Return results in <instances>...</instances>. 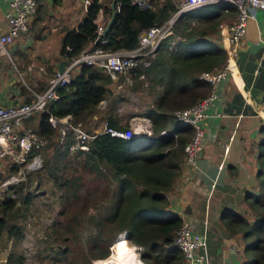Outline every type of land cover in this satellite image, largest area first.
<instances>
[{"label": "trees", "instance_id": "1", "mask_svg": "<svg viewBox=\"0 0 264 264\" xmlns=\"http://www.w3.org/2000/svg\"><path fill=\"white\" fill-rule=\"evenodd\" d=\"M110 1L89 0L77 25L65 30L60 38V59L65 60L81 50L92 48L98 14L109 18ZM113 1L118 8L109 32L104 35L105 44L101 47L106 51L136 48L141 31L160 25L175 10L171 0H149L150 8L143 9L131 5L129 0ZM235 14L232 4L222 2L197 7L178 16L170 34L156 47L150 64L135 69L132 84L147 82L150 88L156 89L151 105L137 114L149 119L153 137L123 140L102 133L93 139L87 151L67 152V140H58L56 130L46 122L48 115H69L72 124L83 127L96 118L94 126L105 122L113 129L124 128L119 124L115 107L119 97L113 95L110 88L115 84L95 66H81L71 75L69 83L58 90V99L50 102L45 112L23 121L22 129L32 130L44 140V145L38 150L41 168L32 174L36 181H31L28 175L26 181L8 187L0 195V239L5 234L11 241L5 264H23L24 256L17 249L23 231L17 223L24 220L29 208L44 197V194L37 193L36 187H45L52 195L57 193L56 204L60 207L57 213L60 221L54 220L56 225L46 236H51L50 245L42 241L45 244L40 251L50 254L54 264L64 262L61 258L65 252L75 256L68 264H82L76 260L77 254H82L77 247L78 213L70 212V209L71 200L78 201L79 187L87 178L103 185L99 194L101 205L84 224L92 226L97 235L90 246L91 257L105 259L107 247L112 245L116 235L123 233L124 237L119 235V239L125 238L140 249L138 257L143 264L184 262L173 243L181 219L167 210L166 193L179 176L182 149L192 129L176 120L172 113L192 105L208 93L209 83L200 76L223 65L218 24L225 17L231 21ZM22 56L24 64L30 61L26 55ZM49 69L52 73V68ZM22 95H25V101L31 99L26 91ZM101 101L105 102L103 109L98 108ZM262 130L255 173L259 190L243 197L252 220L230 211H223L219 216L223 228L244 241L241 253L244 264H264V127ZM159 131H164L165 135L159 136ZM33 153L30 152L28 157ZM15 170L11 166L5 176ZM31 182H35V188L29 191ZM65 242H68V247L60 246ZM100 260H95L94 264Z\"/></svg>", "mask_w": 264, "mask_h": 264}, {"label": "built area", "instance_id": "2", "mask_svg": "<svg viewBox=\"0 0 264 264\" xmlns=\"http://www.w3.org/2000/svg\"><path fill=\"white\" fill-rule=\"evenodd\" d=\"M36 1L6 0L3 14L6 30L0 29V80H4L7 75L14 71L20 78L24 90L31 96L29 101H25V95H23L10 105H0V159L7 162L8 170L11 166L16 168L14 173L5 176L0 182V195L8 187L25 181L28 175H32L41 168V157L38 150L44 145V140L29 128L22 129V123L36 113L45 112L47 105L58 99V90L69 83L71 75L78 71L81 66L100 68L115 84V88H122L121 83L131 85L135 69L138 67L145 68L150 64L156 47L170 34L172 24L178 16L197 7L227 2L234 6L236 14L231 22L220 21L218 24V42L224 53V63L211 73H203L200 76L209 83V91L203 98L172 113L176 120L188 124L192 129V134L182 149L179 175L187 177L194 173L197 169L196 160L204 137L202 122L206 117L205 111L216 98L218 83L226 76L231 75L234 57L241 39L247 30L252 28L255 41H262L264 45V41L260 39L258 34L255 20V12L264 11V0H171L175 10L170 17L158 26L141 31L137 36V47L129 51H106L101 47L105 44V38L102 35L105 22L101 23L97 17L96 39L92 48L81 50L76 55L65 59V65L60 73L56 71L57 66L53 67L43 89L33 91L26 86L21 73L17 70L9 54V46L16 38L27 33L28 24L35 12ZM129 2L140 9L150 8L149 0H129ZM88 4V0H83V6ZM117 8V5L114 6L115 12ZM66 50L69 49L66 48ZM34 69H36L35 65L29 63L25 66L23 73L32 74ZM37 72H43L41 65L37 67ZM103 104L104 101H101L98 108ZM46 122L56 130L60 142L67 140L66 147L69 154L87 151L93 139L102 133L123 140L154 136L151 123L145 117L131 118L129 127L126 126L123 129L110 128L105 122H102L101 128L97 130L91 129V123L83 127L80 124H72L69 115L63 117L48 115ZM158 135H165V132L159 131ZM32 151L34 153L28 157ZM34 184L33 186H35ZM173 243L181 252L185 264H208L202 239L191 233L188 225L182 220L175 232Z\"/></svg>", "mask_w": 264, "mask_h": 264}, {"label": "crops", "instance_id": "3", "mask_svg": "<svg viewBox=\"0 0 264 264\" xmlns=\"http://www.w3.org/2000/svg\"><path fill=\"white\" fill-rule=\"evenodd\" d=\"M80 2L37 0L27 33L15 39L17 47L10 45L18 53V60H23L22 55L29 57L37 48L46 62L56 67L62 60L58 55L60 38L65 30L77 25L76 4ZM5 6L6 0H0L2 31L6 30ZM98 17L100 21L101 14ZM255 20L264 41V11H256ZM253 36L249 28L236 51L231 75L218 83L216 98L205 111L196 171L187 177L179 175L166 193L167 210L178 215L191 233L202 239L208 264H244L241 255L244 241L226 231L219 216L230 211L252 220L243 197L259 190L255 173L258 141L264 127V45ZM30 62L36 64L30 58L25 66ZM4 90L0 105H10L23 97L17 88Z\"/></svg>", "mask_w": 264, "mask_h": 264}, {"label": "rangeland", "instance_id": "4", "mask_svg": "<svg viewBox=\"0 0 264 264\" xmlns=\"http://www.w3.org/2000/svg\"><path fill=\"white\" fill-rule=\"evenodd\" d=\"M89 1V0H88ZM79 7V14L77 16V22L81 19V17L84 14V9L86 6H83V0H81L80 3L76 4V8ZM108 19V18H107ZM103 16L100 18V22L107 21ZM233 20V19H232ZM231 20V21H232ZM229 18L225 17L221 19V22L229 23L231 22ZM29 36V35H28ZM17 44L16 40L13 42V45ZM16 47L18 45H15ZM35 46V45H34ZM13 47V46H12ZM87 49V48H86ZM9 54L17 68V70L21 73V76L29 88H31L33 91H36L38 88H42L43 83H46V80L51 75L50 67H53L54 65H49L48 62H46L45 57L42 56L37 48L33 50V53L29 55L30 58L33 59V61L36 63L34 64L36 69H34V72L32 74L26 75L23 73L25 71V63L24 59L20 62L18 60V53L15 54L14 49H11V46H9ZM39 59L41 57V61H36V58ZM234 57V61H235ZM31 63V62H30ZM29 64V63H28ZM48 64V65H47ZM41 65L43 67V72H37V67ZM47 65V66H45ZM122 88H115V85L113 87L111 86V91L113 95H118L119 101L116 102V113L119 114V124L122 125V127H129L130 118L133 117H140L137 115L141 110L151 105L153 94L156 89H152L148 86V83L145 84L138 82H133L131 87H124L125 83H121ZM149 87V88H148ZM6 88H17L22 93H25L23 90V84L20 80V78L16 75L14 71H12L4 80H0V97L2 96L3 90ZM5 91V90H4ZM105 106L104 104L99 108L103 109ZM138 119V118H137ZM96 118H94L91 122V129H98L101 128V123L97 126H94V121ZM136 121V120H135ZM7 162L5 160L0 159V182L2 181V177L7 174ZM30 180L33 181L35 177L32 175L29 176ZM27 178H25L26 181ZM35 188L33 186L32 182L28 185V190L32 191V189ZM103 189V185L101 186L97 182H95L93 179L87 178L83 184L79 187L78 192V201L73 202L71 200V206L70 212L78 213V216L76 217V220L78 221V241H77V247L79 252L82 254H77L76 260H79L82 264H94L95 260H100L97 258L91 257V243H93L96 239V231H94L92 226H86L84 225L85 222H87V218L89 216H94L96 214V211L101 205L99 194L101 190ZM37 193L39 195L44 194V197L39 200V202L36 205H32L29 208V212L25 216V219L18 222L17 224L21 227L23 231V237L21 238L17 249L22 253L24 256L23 264H54L51 262L50 254H47L45 251H40L41 247L46 243L47 245H50L51 242V236L49 238H46L47 235H50V232L52 231V227H55L54 220L59 218L57 217V213L60 209L59 205L56 204V195L57 193H54V195L50 194L49 191H46L45 187H36ZM34 191V190H33ZM60 221V220H59ZM119 235H123V233H120L116 235L115 241H113L112 245L107 247L108 255L105 257V259L96 261L95 264H113L114 261L111 258L112 249L118 248L119 243H123L125 248L133 251L134 249V256L131 258V264H136V261H140L138 257V253L140 249L134 245H132L130 242H128L125 238L128 246H131L133 249H130L126 246L124 240L119 239ZM117 239V240H116ZM44 241V242H42ZM63 245H66L68 247V242L61 243L60 246L64 247ZM11 246V241L6 239L5 234H2L0 239V264H5L4 259L5 255L8 252L9 248ZM127 250V251H128ZM129 252V251H128ZM131 253V252H129ZM71 258H75L73 254L66 253L61 258L64 260L60 261V264H68ZM137 258V259H136ZM141 264H143L140 261Z\"/></svg>", "mask_w": 264, "mask_h": 264}, {"label": "bare ground", "instance_id": "5", "mask_svg": "<svg viewBox=\"0 0 264 264\" xmlns=\"http://www.w3.org/2000/svg\"><path fill=\"white\" fill-rule=\"evenodd\" d=\"M118 248L112 249L111 258L113 259V264H130V256H133L134 258V250L129 253L125 246L122 243H119ZM136 264H140V261L137 260Z\"/></svg>", "mask_w": 264, "mask_h": 264}, {"label": "water", "instance_id": "6", "mask_svg": "<svg viewBox=\"0 0 264 264\" xmlns=\"http://www.w3.org/2000/svg\"><path fill=\"white\" fill-rule=\"evenodd\" d=\"M109 9H110L109 18L107 19V21H106V23H105V25H104V29H103V31H102V35H103V36L106 35V34L109 32V30H110V28H111V26H112V24H113V22H114L115 9H114V1H113V0L110 1ZM64 65H65V61H64V60H61V61L57 64L56 71H57L58 73H60ZM114 241H115V240H114Z\"/></svg>", "mask_w": 264, "mask_h": 264}]
</instances>
